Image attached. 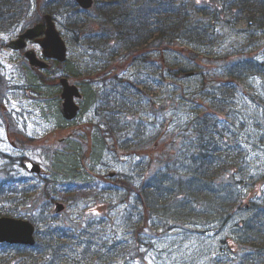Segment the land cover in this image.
<instances>
[{"label": "rangeland", "instance_id": "obj_1", "mask_svg": "<svg viewBox=\"0 0 264 264\" xmlns=\"http://www.w3.org/2000/svg\"><path fill=\"white\" fill-rule=\"evenodd\" d=\"M107 1L100 0L92 10L82 12L67 6L66 0H18L17 16L10 22L7 9L2 12L0 212L34 222L38 246L26 250L0 244V263L264 264V232L259 233L262 226L264 230V186L260 184L264 177V69L243 67L242 74L230 76L231 70L239 68L237 54L252 55L254 63L264 62V30L259 24H249L251 13L237 18L228 14L221 21L204 0L189 2V6L188 0H177L190 11L196 29L206 35L192 43L180 41V49L165 53V65L199 73L182 79L158 67L159 54L152 59L157 71L141 58L135 64L128 62L131 51L124 41L102 32L100 13ZM15 12L12 9L9 15ZM49 12L55 14L68 45V59L51 61L50 71L33 73L22 54L3 46ZM29 48L41 55L35 43ZM62 76L73 78L84 94L78 101L79 117L68 124L61 116V89L56 86ZM219 86L231 91L221 101L215 98ZM205 114H210L219 131H227L230 142L231 133L239 130L243 142L252 144L251 152L246 151L249 179L242 178L238 170L217 173L216 179L225 188L218 198L237 196L241 206L252 205L250 210L240 209L223 226L214 223L212 212L208 220H199L198 206L182 194H167L168 203L151 196L149 207L139 206L135 195L139 189L151 193L156 171L162 174L156 150L177 152L187 161L185 168L193 166L196 127ZM67 131L73 136L62 142ZM223 149L226 154L233 152L230 145ZM147 152L151 156L137 155ZM56 154H71L66 161L80 175L68 181L76 184V190L67 192V184L58 185L59 194L51 201L45 197V179L56 175ZM21 158L40 163L48 172L46 177L29 174ZM161 178L163 189H170L166 176ZM235 182L238 185L231 184ZM83 184L92 187L79 190ZM57 201L65 203L66 210L55 216L52 211ZM202 205L200 209L209 211L215 206ZM241 223L245 229L239 228ZM49 233L54 234L55 246H60L55 251L47 249ZM245 235L255 238L247 241ZM224 240H232L233 247L229 249Z\"/></svg>", "mask_w": 264, "mask_h": 264}, {"label": "trees", "instance_id": "obj_2", "mask_svg": "<svg viewBox=\"0 0 264 264\" xmlns=\"http://www.w3.org/2000/svg\"><path fill=\"white\" fill-rule=\"evenodd\" d=\"M3 1L6 2L4 7L7 9V13H10L12 9L16 10L12 17H7L8 22H10L9 20L13 17L15 18L17 15L18 6L16 1L18 0H0V10L3 6ZM99 2L100 0H96V4H99ZM189 2L193 3L196 2V0H188L187 6H189ZM204 2L208 7L215 10L213 12L215 18L221 21H225L228 14L237 18L242 13H251L253 17H248L249 24L251 26H257L256 24H259V27L264 30V0H204ZM204 4L202 3L203 7L206 8ZM66 5L73 10L77 8V5L72 0H66ZM21 8L24 9L23 5ZM101 10H104L100 13L102 27L104 28L102 30L103 34L105 32L111 39L115 35L118 36V40H123L124 44L127 46L126 48L131 51L132 57L129 61L135 64L141 58V62L146 66H152L154 71L158 70V67L155 68V62L152 60L154 59L153 56L156 54L162 57L167 52H176L180 49V41L188 40L192 43L197 39L200 41L206 37V35L202 33V30L198 31L196 29L197 25L195 26L194 21L189 19V15L191 14L190 11L182 4H179L177 0H109L104 3ZM200 10L201 12L204 11V9ZM71 26L75 27L76 21H72ZM108 36L106 38H108ZM236 56L239 59V66L237 65L239 68L237 70L236 68L231 70L230 76L233 77V75L237 73L242 74L243 67L245 70L254 71L255 69L256 71H263L264 62L254 63V57H252V55L247 57L249 55L242 56L241 54H237ZM157 64L159 67H163L167 74L173 75L174 77H180L183 73V71L179 72L178 69H173L168 65H162L160 60L157 61ZM231 82L234 81H230L229 83ZM227 89L226 86H219L218 90H220V92L217 93L215 97L217 98L216 100H223V97L230 91V89ZM209 116L210 114L201 115V121H199L201 125L199 123L198 127H196L197 135L194 137L195 150L191 154L193 160L192 167L185 168L187 161L183 160L177 152L173 151L172 153H167V151H165L162 154V158L156 153V159L159 160L160 164L159 167H161L163 171L162 174H160L161 171L159 169L156 171L157 177L153 179L152 184H150L152 188L151 193L148 192L149 194L146 195L147 192L140 189L135 192L139 206L149 207L148 199L151 196L162 202V199H165L167 194L171 196L182 194L185 199L190 198L191 203L198 206L196 214H198L199 220H208L209 214L211 216L214 214V217H216L214 223H218L220 226L228 224L231 217L242 209V206L238 203L237 196L232 197L231 195H224L218 198L220 192L224 193L225 188L223 183L219 182L216 178L219 170H222V172H234L238 170L242 178L249 179V176H247V165L250 162L248 154L251 152L249 147H252L251 141L248 140L246 143L243 142L241 139V131L236 130L231 133L233 137H231L232 141L230 142L229 139H226L227 131H219L217 129V123H214V119ZM227 145L231 146L233 152L230 151L226 154L223 147ZM236 151L239 153L237 156L234 153ZM246 151H248V154ZM144 156L151 155L147 152L144 153L142 157ZM69 158H72L71 154H56L55 156L54 168L56 172L54 174L56 175H54L52 180H49V182L47 181L44 189L46 192L45 197L51 199V201H55L54 196L59 194L58 185L67 184L66 186L69 187L67 192L76 190L75 188H77L75 183L68 184V181H72L78 177V171L71 168L66 161ZM163 173L166 174L163 175ZM169 174L171 177H168ZM163 176H166V181L170 189H163L164 184H162L160 180V177L163 178ZM231 184L238 185L237 182ZM175 186L176 188H174ZM91 187V184H83L79 187V190ZM159 197H162V199ZM166 202L167 200L165 199V203ZM206 202L215 204V206L212 205L214 211H209V209L207 210L206 208L200 209L203 206L202 204ZM151 208L153 212L159 213L160 211L154 206ZM251 208L252 205L249 207V210ZM211 212L213 214H211ZM0 215H3V213L0 212ZM199 220H197V222ZM197 222L194 221L195 224L199 225L200 223L198 224ZM239 228L245 229V223H241ZM262 230L263 226L260 228V234L264 232V230ZM254 235L256 236V229ZM262 235H264V233H262ZM48 236L50 241L46 242L47 249H53L55 251L56 247L60 248V246H55L54 239L53 241L51 240L54 234L49 233ZM250 236L248 237L245 235L244 238L246 237L247 241H251L255 238V236L254 238ZM225 242L226 241H223V243ZM37 246L38 245L33 248L19 247L22 249L25 248L26 250H34ZM222 251H224V249H222ZM240 251H236V255H240Z\"/></svg>", "mask_w": 264, "mask_h": 264}, {"label": "water", "instance_id": "obj_3", "mask_svg": "<svg viewBox=\"0 0 264 264\" xmlns=\"http://www.w3.org/2000/svg\"><path fill=\"white\" fill-rule=\"evenodd\" d=\"M83 9L88 10L94 5V0H75ZM46 27V29H45ZM44 34V37H41ZM36 40L43 49V54L48 59H56L65 62L67 59L68 47L61 32L57 29L56 23L51 15L46 16V24L39 23L27 29L18 39L13 40L9 47L14 50H24L28 46V40ZM25 57L28 59L33 69H47L49 64L38 58L33 50H27ZM195 73L184 75L193 76ZM63 86L61 111L67 120H73L78 116L80 107L76 99H80L82 94L76 85H72L67 78L60 80ZM24 167L30 173L41 174L43 172L40 164L27 160ZM264 184V180H263ZM65 209L63 203H57L54 213H60ZM0 243L20 244L34 246L35 226L28 220L13 217H0Z\"/></svg>", "mask_w": 264, "mask_h": 264}, {"label": "flooded vegetation", "instance_id": "obj_4", "mask_svg": "<svg viewBox=\"0 0 264 264\" xmlns=\"http://www.w3.org/2000/svg\"><path fill=\"white\" fill-rule=\"evenodd\" d=\"M5 48V47H4ZM18 53H21V54H23V51L21 52V51H17ZM0 128H1V125H0Z\"/></svg>", "mask_w": 264, "mask_h": 264}, {"label": "snow or ice", "instance_id": "obj_5", "mask_svg": "<svg viewBox=\"0 0 264 264\" xmlns=\"http://www.w3.org/2000/svg\"><path fill=\"white\" fill-rule=\"evenodd\" d=\"M149 264H151V261H149Z\"/></svg>", "mask_w": 264, "mask_h": 264}]
</instances>
